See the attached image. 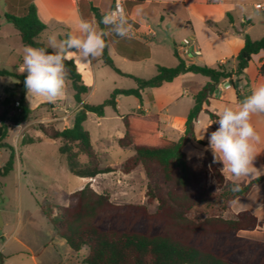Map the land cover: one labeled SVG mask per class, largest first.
I'll use <instances>...</instances> for the list:
<instances>
[{"label":"trees","instance_id":"16d2710c","mask_svg":"<svg viewBox=\"0 0 264 264\" xmlns=\"http://www.w3.org/2000/svg\"><path fill=\"white\" fill-rule=\"evenodd\" d=\"M22 11L21 14H4L6 21L19 32L22 45L47 48L40 41L46 25L39 19L35 4L29 1ZM48 50L51 51L50 48ZM262 51L264 37L254 41L245 35L244 46L235 57L236 68L187 65L179 59L176 67L158 66L154 77L142 79L124 74L116 68L106 48L102 54L103 63L117 74L132 78L136 88L114 89L108 99L97 105L83 102V96L89 92V88L82 81L74 62L66 61L73 99L80 105L74 123L72 127L61 130L39 124L36 130L48 139L60 140L58 150L66 156L70 173L82 178H95L112 171L111 168L101 170L99 167L97 152L93 149L89 132L84 128L88 113L103 117L106 107L116 112L118 96H133L142 104L143 90L159 88L188 72L209 78V82L194 96L185 135L178 141L161 135L158 115L137 112L122 117L125 130L118 145L132 147L135 152L125 162L122 172L128 174L142 165L148 177L154 170L169 186L164 191L148 185L145 196L148 204L157 202L154 213H149L144 205H115L108 194L97 193L90 184L71 193L68 205L56 206V212L40 205L56 235L67 243L71 251H87L83 258L84 264H264V243H242L238 236L239 232L254 231L260 226L255 215L242 211L231 219L215 214L204 219L191 217L192 209L199 202V179L183 151L192 135L193 121L203 110V105L212 98L217 85L222 80L243 75L253 55ZM260 72L264 75L263 67ZM2 76L21 81L24 91L27 90L25 74H13L0 68ZM24 91L19 95L15 112L11 115L7 111L0 113V149H6L9 153L6 162L0 166V178L14 170L17 159L15 148L4 142L10 126L26 123L31 115ZM15 96V92H8L2 105L14 102ZM35 142L36 139L28 137L22 141V145ZM73 145L77 151H73ZM80 154L88 158V163L83 166L78 161ZM210 169L217 182L223 185L226 179L219 167L212 164ZM263 180L264 174L247 183H239L241 190L238 192L232 191L233 183H230V187L221 193V209L228 210L237 198L246 196ZM5 258L0 253V264H6Z\"/></svg>","mask_w":264,"mask_h":264},{"label":"crops","instance_id":"0c3cea01","mask_svg":"<svg viewBox=\"0 0 264 264\" xmlns=\"http://www.w3.org/2000/svg\"><path fill=\"white\" fill-rule=\"evenodd\" d=\"M23 1H32L35 4L39 19L46 25L45 31L40 36L41 42L42 39L48 42L52 34L62 39L68 32H75L78 19L81 17L100 21L104 13L115 7L116 2V0H0V58L16 59L19 66L23 63L18 51V47L22 45L20 35L13 25L6 21L4 14L17 8ZM257 5L264 6V0H124V8L135 30V36L128 39L112 34L106 38L107 52L115 67L122 73L142 79L154 77L158 66L176 67L179 59L187 65L211 68L223 65L226 68H236L235 57L244 46L245 35L254 41L264 37V7L259 9ZM100 27L103 28L104 25L101 24ZM183 44L188 50L187 53L179 48ZM71 60L82 81L89 88V92L83 96V102L88 103L87 96L106 85L103 75L106 72L103 67L108 66L103 63L102 55L90 63H81L76 57ZM261 67L264 68L263 51L253 55L243 75L222 80L217 85L212 98L203 105V110L193 121L192 135L183 148L187 159L193 164L200 163L208 167L212 163L217 164L226 181L230 183H234L233 178L228 172L222 171L223 164L219 161L214 162L208 137L219 127L215 121L218 120V113L225 106L235 107L245 96L250 95L258 84L264 83ZM114 73L117 77L128 78ZM112 79L118 78L112 77ZM128 79L135 83L132 78ZM208 82L209 78L200 74L190 72L182 74L173 82L159 88L143 90L142 104L136 98L135 107H131L129 113L125 115L137 112L144 115H158L161 135L178 141L185 135L188 114L194 106V96ZM12 85L19 83L14 81L7 86ZM114 89L131 88L115 87L110 94ZM149 90L153 91L152 96L146 99ZM25 95L27 103L31 100L33 102V97H28L27 92ZM120 97L116 99L117 111L120 109ZM40 102L43 100L38 99L33 102L32 107ZM58 102L62 107L53 108L55 116L51 119L63 125L61 128L57 126L58 124L54 125L60 130L72 127L80 105L73 99L70 82L66 99ZM64 104L71 107V111L65 112L67 109ZM125 115H121V119ZM63 119L64 122L61 121ZM251 122L261 138L257 144L258 155L253 162L257 171L251 178H242L236 183H247L264 174V113L253 115ZM43 137L42 134L35 135L34 139L40 142L43 141ZM52 141L59 148L60 140ZM16 156L14 170H18L20 185L21 179L28 180L29 177L27 179L23 172V161L18 152ZM97 176L80 178L83 180V187L90 184L97 193H103L105 191L99 192L93 185L97 183ZM263 208L264 180L254 186L246 196L237 198L231 206L233 213L248 211L258 218L262 227L254 233L262 235L261 242H264V217H260L259 211ZM19 218L21 221V216ZM3 252L2 249L0 253L6 257V261L7 255Z\"/></svg>","mask_w":264,"mask_h":264},{"label":"rangeland","instance_id":"374dc122","mask_svg":"<svg viewBox=\"0 0 264 264\" xmlns=\"http://www.w3.org/2000/svg\"><path fill=\"white\" fill-rule=\"evenodd\" d=\"M27 4L28 2H22L17 8L10 11L21 14L23 6ZM42 42L48 47V42H44L43 39ZM24 48L23 45L18 47L22 58ZM19 67L21 66L17 64L16 59L0 58V68L13 74L27 75L26 72L22 73ZM103 70L106 72L103 74L106 85L87 96L89 104L102 103L109 98L110 91L115 87H135V83L131 79L117 77L108 67H103ZM112 77L118 79L113 80ZM14 81L19 85L7 86ZM23 91L21 81L11 76L0 77V113L7 111L11 115L15 112L19 95ZM8 92L16 93L14 102L3 106L2 102L8 96ZM24 92L26 93L27 90ZM152 92L149 90L145 98H150ZM37 100L33 98V102ZM120 100L118 111L115 112L111 107H107L103 117L89 114L84 123V128L90 134L93 149L98 153L100 169H112L111 172L97 176V183L93 185L97 191H105L103 193L108 194L115 205H144L147 211L152 214L157 209V202L147 203L145 193L148 185L151 188H160L164 191L169 186L154 170L151 177H148L142 165L137 166L128 174L122 172L125 162L135 152L131 147L122 148L118 145V139L124 134L121 115L129 113V109L135 107L136 98L121 96ZM33 102L32 100L30 103L28 102L31 111L29 120L21 125L10 126L8 137L4 140L12 145L21 156L23 172L29 179H21L19 185L17 169L6 177L0 178V216L3 223L0 229V251L3 249V254L7 255L6 264H84L83 258L87 251L82 250L79 253L71 251L67 243L56 235L40 208L42 205L52 208L53 212H56V206H67L70 194L83 187L82 178L69 172L66 156L59 153L58 146L51 139L43 137V141L22 145V141L28 137L34 138L35 135H41L36 130L39 124L54 127L58 124L57 126L61 128L63 124L52 121L51 118L55 116L53 108L55 106L62 107V105L59 104L60 102L53 104L43 101L32 107ZM64 106L67 109L65 112L71 111V107L65 104ZM61 121L64 122V119ZM73 151H77L75 145H73ZM8 155V150L0 149V166L5 163ZM78 161L83 166L88 163V158L86 155L80 154ZM191 165L199 179L197 189L199 202L192 209L191 217L204 219L215 214L231 219L237 214L233 213L231 207L228 210L221 209V193L230 187V182L226 181L220 185L213 176L211 165L209 167L200 163H191ZM259 214L260 217H264V208L259 211ZM261 227L260 223V226L255 230H259ZM254 231L239 232L240 241L242 243L261 242L262 235L255 234Z\"/></svg>","mask_w":264,"mask_h":264},{"label":"clouds","instance_id":"9594fccd","mask_svg":"<svg viewBox=\"0 0 264 264\" xmlns=\"http://www.w3.org/2000/svg\"><path fill=\"white\" fill-rule=\"evenodd\" d=\"M112 34L128 39L135 36L124 0H116L115 7L104 13L100 21L79 18L76 31L68 32L62 39L52 34L47 48L26 46L20 71L27 73L24 84L28 97L49 103L66 99L70 82L66 61L76 57L81 63H90L103 54L108 47L106 38ZM260 113H264V83L258 84L235 107L225 106L215 121L219 127L208 137L214 162H221L222 171L233 178V192L241 190L236 181L251 178L257 171L253 162L261 138L251 121L253 115Z\"/></svg>","mask_w":264,"mask_h":264},{"label":"built area","instance_id":"2783aa9c","mask_svg":"<svg viewBox=\"0 0 264 264\" xmlns=\"http://www.w3.org/2000/svg\"><path fill=\"white\" fill-rule=\"evenodd\" d=\"M115 4H116V2H115ZM264 6H262V5H257V8H263ZM179 48L180 49H184V51H185V53H187L188 52V50H187V48H186V46L183 44V45H181V46H179ZM17 105H18V103H17Z\"/></svg>","mask_w":264,"mask_h":264},{"label":"water","instance_id":"95a60500","mask_svg":"<svg viewBox=\"0 0 264 264\" xmlns=\"http://www.w3.org/2000/svg\"><path fill=\"white\" fill-rule=\"evenodd\" d=\"M3 226V223H2V220H1V216H0V229L2 228Z\"/></svg>","mask_w":264,"mask_h":264}]
</instances>
